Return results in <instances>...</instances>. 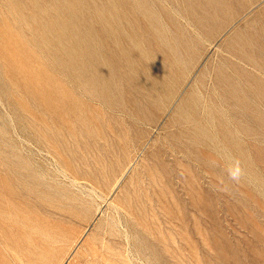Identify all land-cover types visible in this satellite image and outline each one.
<instances>
[{"label": "rangeland", "instance_id": "obj_1", "mask_svg": "<svg viewBox=\"0 0 264 264\" xmlns=\"http://www.w3.org/2000/svg\"><path fill=\"white\" fill-rule=\"evenodd\" d=\"M0 264H264V0H0Z\"/></svg>", "mask_w": 264, "mask_h": 264}, {"label": "bare ground", "instance_id": "obj_2", "mask_svg": "<svg viewBox=\"0 0 264 264\" xmlns=\"http://www.w3.org/2000/svg\"><path fill=\"white\" fill-rule=\"evenodd\" d=\"M51 25H49V28H51L52 29V23H50ZM53 26H55V25H53ZM55 27H58L59 28V31H61L62 32V30L63 29H65V26L64 27H60V26H55ZM57 29V28H56Z\"/></svg>", "mask_w": 264, "mask_h": 264}]
</instances>
